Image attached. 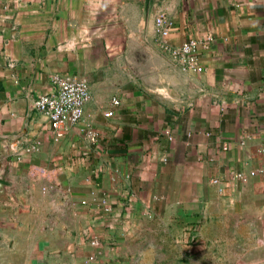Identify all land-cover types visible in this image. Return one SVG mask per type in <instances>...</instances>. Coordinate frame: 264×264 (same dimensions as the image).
Returning <instances> with one entry per match:
<instances>
[{
  "label": "crops",
  "instance_id": "0c3cea01",
  "mask_svg": "<svg viewBox=\"0 0 264 264\" xmlns=\"http://www.w3.org/2000/svg\"><path fill=\"white\" fill-rule=\"evenodd\" d=\"M57 75L91 93L59 138ZM191 226L264 264V0H0V264H158Z\"/></svg>",
  "mask_w": 264,
  "mask_h": 264
},
{
  "label": "built area",
  "instance_id": "2783aa9c",
  "mask_svg": "<svg viewBox=\"0 0 264 264\" xmlns=\"http://www.w3.org/2000/svg\"><path fill=\"white\" fill-rule=\"evenodd\" d=\"M171 18L161 13L155 18L158 33L162 36L168 35L171 27ZM198 46L195 39H188L182 45L173 49L178 62L185 68L196 69L198 66ZM168 48V47H167ZM56 89L50 93L37 96L34 100L35 108L43 113L49 121L52 134L62 137L70 125L76 124L83 116L84 107L91 97L89 84L84 78L53 76ZM112 102L116 104L117 99ZM111 112L107 111L106 115ZM39 141L34 140L24 147L25 153H34L39 150ZM104 210L109 207L104 206ZM93 246H99L100 241L91 239Z\"/></svg>",
  "mask_w": 264,
  "mask_h": 264
},
{
  "label": "rangeland",
  "instance_id": "374dc122",
  "mask_svg": "<svg viewBox=\"0 0 264 264\" xmlns=\"http://www.w3.org/2000/svg\"><path fill=\"white\" fill-rule=\"evenodd\" d=\"M164 228L166 230V227ZM169 228L171 229L172 227ZM198 230L199 227L196 226L184 228L183 232L189 233V235L187 234V241L180 240V238L175 239L172 237L173 234H169L167 241L158 243L157 249L161 251V257L160 259H155V262L159 260L158 264H236V259L223 257L222 251H215L211 256L207 255L205 243L197 241L196 232ZM161 237H165L162 232ZM225 253L227 254L228 252L226 251Z\"/></svg>",
  "mask_w": 264,
  "mask_h": 264
}]
</instances>
